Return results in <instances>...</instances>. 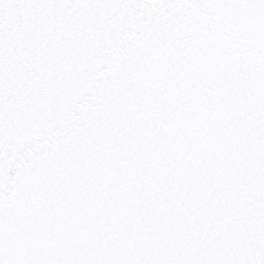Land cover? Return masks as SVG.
<instances>
[{
  "label": "snow or ice",
  "instance_id": "1",
  "mask_svg": "<svg viewBox=\"0 0 264 264\" xmlns=\"http://www.w3.org/2000/svg\"><path fill=\"white\" fill-rule=\"evenodd\" d=\"M0 264H264V0H0Z\"/></svg>",
  "mask_w": 264,
  "mask_h": 264
}]
</instances>
